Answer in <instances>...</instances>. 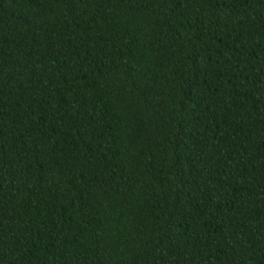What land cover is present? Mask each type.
Returning a JSON list of instances; mask_svg holds the SVG:
<instances>
[{
  "label": "trees",
  "instance_id": "16d2710c",
  "mask_svg": "<svg viewBox=\"0 0 264 264\" xmlns=\"http://www.w3.org/2000/svg\"><path fill=\"white\" fill-rule=\"evenodd\" d=\"M0 264H264V0H0Z\"/></svg>",
  "mask_w": 264,
  "mask_h": 264
}]
</instances>
